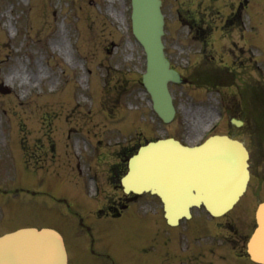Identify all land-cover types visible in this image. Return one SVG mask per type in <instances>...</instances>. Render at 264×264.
I'll use <instances>...</instances> for the list:
<instances>
[{"label": "rangeland", "instance_id": "rangeland-1", "mask_svg": "<svg viewBox=\"0 0 264 264\" xmlns=\"http://www.w3.org/2000/svg\"><path fill=\"white\" fill-rule=\"evenodd\" d=\"M164 1L169 4L163 13L164 50L172 66L189 78L184 85L170 84L177 113L168 125L154 115L140 84L145 59L131 33L130 0H0V85L10 90L0 93V233L12 226H52L64 237L72 258L85 250L82 239L86 235L76 234L80 219L58 201L56 193L77 191L80 196L76 199L81 202L74 209L84 219L93 220L90 208L100 207L103 196L114 193L107 182L111 165L134 142L167 135L185 138L184 128L200 140L203 129L215 123L219 114L223 118H219L216 130L224 132L229 115H234L231 93L239 94V86L244 93L245 79L249 93L243 100L252 99L248 108L244 106L248 110L245 115L253 120L264 110V96L261 102L255 96L264 85V0H256L252 9H246L243 30L241 24L236 31L228 26L203 32L198 39H205L206 46L193 37L201 33L178 23L179 14L170 10L177 1ZM193 1L196 7L200 2L205 7L215 0ZM188 12L180 17H189ZM224 16L210 19L204 15V19L218 27ZM204 23L196 20L193 27L204 29L208 25ZM225 30L235 48L223 46ZM227 65L236 72L237 89L225 93L220 86L223 93L219 95L210 89L213 83L201 88L207 73L227 75L223 68ZM249 75L257 80L260 75L259 82ZM84 162L90 163V168ZM92 174L98 176L101 190L104 188L97 199L92 198L96 182L90 178ZM262 177V171L255 169L239 206L231 213L239 217L238 222L251 221L257 202L264 200ZM78 184L81 187H75ZM16 187L55 193L51 197L43 190L37 196L26 192L16 195ZM146 199L157 202L150 196L143 197ZM246 203L250 206L245 207ZM153 205L148 207L152 214ZM129 222L125 219L104 228L97 224V230L101 239L102 232L108 236L113 233L117 247L128 240L123 234Z\"/></svg>", "mask_w": 264, "mask_h": 264}, {"label": "flooded vegetation", "instance_id": "flooded-vegetation-1", "mask_svg": "<svg viewBox=\"0 0 264 264\" xmlns=\"http://www.w3.org/2000/svg\"><path fill=\"white\" fill-rule=\"evenodd\" d=\"M234 6L232 11L236 15L241 12L247 5V0H239ZM233 111H241L238 104L233 105ZM244 127L248 131L250 123L244 120ZM248 148L250 151V160L252 165H256L258 158L263 156L262 146L252 141L248 135ZM114 186H119L116 184ZM131 195H112L107 204L98 211V215L111 217H119L125 211L133 209L132 203L138 202ZM160 205V201H158ZM140 203V202H138ZM120 214V215H119ZM192 217V225H185V229H192L193 239L182 247V229L178 228L181 223L179 222L176 227L178 231L168 232L162 231L157 234L158 238H152L149 223L138 222L137 227L139 230H133V239H128L124 242L128 247L117 248L115 241H105L101 239L99 245L96 246L95 238H90L87 251L84 250L80 256V264H241L240 260L245 254L244 243L247 234L241 233L238 217L230 216H197ZM189 223V224H190ZM187 224V222L185 223ZM242 225V223H241ZM147 226V230L145 231ZM214 231H207L210 228ZM88 229L87 227H85ZM203 230H206L207 238L200 240L199 235ZM91 235V234H90ZM158 239L159 247L152 240ZM204 239V238H201ZM158 249V250H157Z\"/></svg>", "mask_w": 264, "mask_h": 264}, {"label": "water", "instance_id": "water-1", "mask_svg": "<svg viewBox=\"0 0 264 264\" xmlns=\"http://www.w3.org/2000/svg\"><path fill=\"white\" fill-rule=\"evenodd\" d=\"M159 6V0H132V24L133 32L147 55L145 84L152 96L154 108L167 121L172 117L174 110L166 85L169 80H175L177 74L169 69L164 57L160 38L162 15ZM157 145L150 144L142 148L139 155ZM128 178L129 176L124 179L125 183ZM156 178L159 180V177ZM142 189L159 192L156 184L136 188L137 191ZM208 208L214 211L209 205ZM256 219L258 226L249 241L248 251L252 259L264 262V203L259 205ZM37 261L39 264H65L63 243L56 232L26 229L0 238V264H36Z\"/></svg>", "mask_w": 264, "mask_h": 264}, {"label": "bare ground", "instance_id": "bare-ground-1", "mask_svg": "<svg viewBox=\"0 0 264 264\" xmlns=\"http://www.w3.org/2000/svg\"><path fill=\"white\" fill-rule=\"evenodd\" d=\"M167 155H168V157H169V161H170V163L171 164H173V165H178V164H181V160H180V158H179V156L178 155H174V154H170V153H167ZM149 156H150V160L151 161H155V159H156V156H155V150H151L150 152H149ZM193 160H195V159H193ZM174 168V167H173ZM182 168H185V167H182ZM137 169V171H140V168H136ZM143 170V169H142ZM141 170V171H142ZM223 195H225V193L223 194ZM221 202L219 201L217 204H216V208L219 206V204H220ZM220 210H221V207H220ZM218 212V211H217Z\"/></svg>", "mask_w": 264, "mask_h": 264}]
</instances>
